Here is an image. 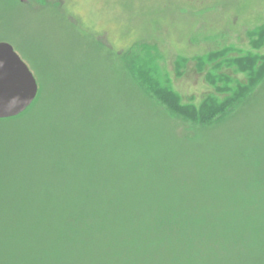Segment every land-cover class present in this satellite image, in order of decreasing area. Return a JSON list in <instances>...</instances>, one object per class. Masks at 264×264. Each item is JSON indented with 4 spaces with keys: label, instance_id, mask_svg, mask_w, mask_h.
I'll list each match as a JSON object with an SVG mask.
<instances>
[{
    "label": "trees",
    "instance_id": "trees-1",
    "mask_svg": "<svg viewBox=\"0 0 264 264\" xmlns=\"http://www.w3.org/2000/svg\"><path fill=\"white\" fill-rule=\"evenodd\" d=\"M247 38L245 50L178 56L173 75L155 45L121 54L135 97L165 120L167 148L132 105L106 136L97 106L54 118L39 87L0 119V264H264V153L249 166L205 140L264 89V23ZM191 62L210 88L198 103L173 86Z\"/></svg>",
    "mask_w": 264,
    "mask_h": 264
},
{
    "label": "rangeland",
    "instance_id": "rangeland-1",
    "mask_svg": "<svg viewBox=\"0 0 264 264\" xmlns=\"http://www.w3.org/2000/svg\"><path fill=\"white\" fill-rule=\"evenodd\" d=\"M263 23L264 0H0V42L10 44L28 66L41 96L54 99V118L68 111L66 118L72 112L79 120V110L97 106L106 136L119 135L121 107L132 105L140 113L131 112L130 118L151 125L166 148L168 137L160 132L165 120L135 97L139 94L125 79L121 54L134 45H155V59L173 75L178 56L192 58L224 46L247 49V32ZM201 75L191 62L183 76L174 78V89L185 101L198 103L210 91ZM263 136L261 89L205 140L220 142L234 156L250 155V166L252 157L264 153ZM191 161L194 175L200 174L201 159Z\"/></svg>",
    "mask_w": 264,
    "mask_h": 264
},
{
    "label": "water",
    "instance_id": "water-1",
    "mask_svg": "<svg viewBox=\"0 0 264 264\" xmlns=\"http://www.w3.org/2000/svg\"><path fill=\"white\" fill-rule=\"evenodd\" d=\"M38 93L37 81L13 47L0 42V119L25 112Z\"/></svg>",
    "mask_w": 264,
    "mask_h": 264
}]
</instances>
